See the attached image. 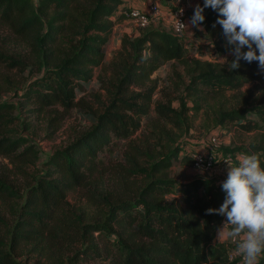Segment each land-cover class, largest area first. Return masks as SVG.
Wrapping results in <instances>:
<instances>
[{
    "label": "trees",
    "instance_id": "obj_1",
    "mask_svg": "<svg viewBox=\"0 0 264 264\" xmlns=\"http://www.w3.org/2000/svg\"><path fill=\"white\" fill-rule=\"evenodd\" d=\"M125 3L0 0V26L30 45L41 69L18 95L17 103L0 96V157L21 166H34L39 160L38 149L19 133L30 125L20 123L16 112L26 109L39 116L54 112L57 117L52 120L59 122L75 108L87 110V101L78 100L77 92L93 79L94 69L105 64V48L115 23L127 18L119 13ZM204 15L200 25L204 30H197L195 37L206 40L207 47H216L219 52L214 54L230 53L223 29L216 24L218 13L206 8ZM166 64H171L177 78H187L184 95L177 93L180 85L175 83L173 91L163 89L162 99L155 101L159 81L153 75ZM107 68L111 79L100 78L106 104L98 113L89 112L91 128L55 151L43 165V174L27 187L21 205L13 211L14 219L0 235V264H31L34 254L48 258L49 264H229L232 247L214 245L216 229L226 218L205 214L224 202L221 182L202 177L181 182L171 170L192 161L187 152L181 157L185 143H178L191 129L189 113L200 112L208 98L221 99L228 92L238 97L237 106L217 108L215 122L236 124L245 133L257 132L259 139L248 148L225 151L257 153L264 167V71L258 62L241 61L233 72L227 65L192 57L183 37L156 27L122 36ZM152 113L161 126L152 123ZM144 120L154 125L155 144L128 145L124 163L108 167L104 156L117 149L119 141L132 139ZM109 173L115 176L117 192H93L89 199L94 214L78 215L68 202L69 195L91 192L95 178ZM17 194L0 177V196L10 199ZM98 233L100 237H94ZM67 247L78 248L73 258L64 259ZM257 264H264V254Z\"/></svg>",
    "mask_w": 264,
    "mask_h": 264
},
{
    "label": "rangeland",
    "instance_id": "obj_2",
    "mask_svg": "<svg viewBox=\"0 0 264 264\" xmlns=\"http://www.w3.org/2000/svg\"><path fill=\"white\" fill-rule=\"evenodd\" d=\"M136 0H126V2H133ZM141 1V0H140ZM157 1L167 12L168 0H154ZM194 2V5L192 4ZM191 6L188 10V19L191 13L194 12L196 5L202 4L201 0H190ZM166 18V17H165ZM169 20V19H168ZM167 21V20H166ZM168 22V21H167ZM162 29L169 30L168 24H162ZM143 31L142 28L134 25L131 21L126 24L115 23L114 34L105 48L106 57L105 64L102 67L95 68L93 71V79L83 84V88L77 92V99L87 101V110H81L75 108L67 113L61 121L55 122L52 119L57 117L54 112H47L44 116L33 115L26 113V109L15 113L19 117L20 123L24 122L26 125H30L28 131L24 132L19 129L21 136L30 139L31 143L35 145L39 152V160L36 165L21 166L15 165L8 159L0 157V177L18 193L16 197L5 199L0 196V235L6 231V223L11 222L14 219L13 211L17 205H21L22 197L25 194L27 187L35 182L43 172L45 171L43 165L49 160L50 156L55 151L62 150L68 145L73 143L83 133L87 132L92 122L88 119L89 112H100L102 105L106 104V93L100 89V78L106 80L111 79V73L107 68V64L113 59L114 53L120 48L119 36L124 35H138ZM197 40L189 41L188 51L192 57L198 56L199 58L208 59L209 61L226 65V62L222 58H226L228 61L233 57L230 53L221 54L216 53V47H207L206 40H202L201 36L195 37ZM219 52V51H217ZM197 58V57H196ZM206 59V60H207ZM39 60L35 57L30 45L23 39L17 37L8 27L0 26V96L2 100L9 103H17L18 95H21L30 80L39 76L41 69L38 64ZM182 73V71H181ZM183 75V74H182ZM153 79H158L159 84L156 90L154 99H162V90L168 91L173 89L175 83L179 84L178 94H183V83L187 81V78L182 76V79L177 78L173 73L171 64H166L159 71L153 75ZM171 84V85H170ZM169 85L172 89H169ZM250 86L244 88L249 89ZM237 96L233 92H228L223 98H208V102L204 104V108L200 112L192 111L189 113L191 117V129L187 136L181 137L178 143H185V152L181 154V157L187 152L192 160V155L196 151L209 152L213 149L212 140L215 139L221 144L219 153L220 155H226V149L248 148L251 143L256 142L259 139L257 132L245 133L236 126V124L219 125L214 120V111L223 106L226 109L237 106ZM187 105L191 106V100L186 99ZM178 107L177 102L174 103ZM213 107V109H212ZM60 117V116H59ZM154 119L152 123H157L161 126V122L156 120L155 113L151 114ZM250 118H254L253 115H249ZM61 118V117H60ZM57 124V126H53ZM147 120L143 121L142 130L138 131L130 140L119 141L117 149L108 152L105 157V164L111 166V163L121 164L124 163V155L127 151L128 145L143 146L148 141L155 144L151 135L155 132L154 125L148 126ZM153 132V133H152ZM180 134V133H179ZM150 137V138H149ZM149 138V139H148ZM210 147V150L208 149ZM235 154V153H231ZM236 156V155H235ZM144 163V162H143ZM236 163H234L235 165ZM228 168L224 172L214 173H202L192 166V161L178 168H172L171 175H174L179 181L186 182L197 177L215 179L218 182H223L227 179ZM115 176L112 174H102L97 176L91 185V192L79 190L71 193L68 197V202L73 210L80 215L82 212H88L94 214L95 207L90 203L89 196L93 192L100 194H106L114 191ZM169 199V197H168ZM94 237H100V234H94ZM97 242H101L98 239ZM238 239L225 238L222 243H225L232 247V252L236 253V246ZM102 243H100L101 245ZM83 249V247L81 248ZM77 249L64 251L66 258H73ZM27 249H24L23 261L26 260ZM259 258V257H258ZM43 264H49L48 258L41 257L34 254L32 256L31 264L37 262ZM81 264H106L102 262L86 261Z\"/></svg>",
    "mask_w": 264,
    "mask_h": 264
},
{
    "label": "clouds",
    "instance_id": "obj_3",
    "mask_svg": "<svg viewBox=\"0 0 264 264\" xmlns=\"http://www.w3.org/2000/svg\"><path fill=\"white\" fill-rule=\"evenodd\" d=\"M206 8L218 13L216 24L231 46L233 59L222 58L228 69L235 72L245 61L258 62L264 71V0H204L203 7L198 4L194 9L190 20L193 27L199 28L205 21ZM180 26L187 27L181 22ZM227 165V179L221 183L224 202L205 213L226 218L216 229L214 245L226 237L238 239L236 254L242 257V264H257L264 254V167L257 153H238L236 164Z\"/></svg>",
    "mask_w": 264,
    "mask_h": 264
},
{
    "label": "built area",
    "instance_id": "obj_4",
    "mask_svg": "<svg viewBox=\"0 0 264 264\" xmlns=\"http://www.w3.org/2000/svg\"><path fill=\"white\" fill-rule=\"evenodd\" d=\"M137 6L131 7L127 2L121 7L120 12L125 15L134 25L147 29L150 27L162 28V24H168L170 31L183 37L188 28V10L187 5L190 0H168L167 12L157 1L136 0ZM147 7V10H144ZM183 9V13H181ZM169 16L168 22L165 17ZM180 22L187 27H181ZM185 44L186 41L184 40ZM188 45V44H186ZM188 48V46H187ZM199 58L198 56H195ZM213 149L206 153H194L192 155L193 168L202 173L224 172L227 163H236V156L233 154L220 155L221 144L215 139L212 140ZM229 264H242V257L235 252L229 253Z\"/></svg>",
    "mask_w": 264,
    "mask_h": 264
},
{
    "label": "crops",
    "instance_id": "obj_5",
    "mask_svg": "<svg viewBox=\"0 0 264 264\" xmlns=\"http://www.w3.org/2000/svg\"><path fill=\"white\" fill-rule=\"evenodd\" d=\"M148 2H150V1H154V0H147ZM201 2H202V0H201ZM127 3V2H126ZM192 4L194 5V2L192 1ZM129 5L131 6V7H135V6H137V1H133L132 3H129ZM191 6V2L187 5V9L189 8ZM121 9V8H120ZM120 9H119V13L121 14V12H120ZM144 10H147V7H144ZM191 14H194V12H190ZM170 17L169 16H166V20H168ZM190 20H191V18H189L188 19V28H187V31H186V33L184 34V40L186 41V44H189V41L191 42L192 40H197V38H195V34H196V31L198 30V31H201L200 30V27L199 28H197V27H193L192 25H191V23H190ZM130 22V20L128 19V18H126V19H123L121 22H119L120 24H126V23H129ZM167 22V21H166ZM170 30V29H169ZM202 32V31H201ZM121 38H122V36H119V43L121 42ZM188 46V45H187ZM202 59H203V57H201ZM207 59V58H206ZM208 60V59H207ZM208 149H210V147L208 148ZM197 153H206V152H202V151H196ZM222 183V182H221ZM220 243H222V242H220Z\"/></svg>",
    "mask_w": 264,
    "mask_h": 264
}]
</instances>
